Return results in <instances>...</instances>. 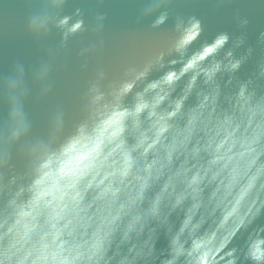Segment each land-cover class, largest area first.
Returning a JSON list of instances; mask_svg holds the SVG:
<instances>
[{"label":"clouds","instance_id":"1","mask_svg":"<svg viewBox=\"0 0 264 264\" xmlns=\"http://www.w3.org/2000/svg\"><path fill=\"white\" fill-rule=\"evenodd\" d=\"M63 2L52 0V6H62ZM165 19L166 13L161 14L153 26L162 24ZM47 23L46 17H35L30 28L39 32ZM65 23L66 18L60 21L61 25ZM80 27L78 22L71 31ZM177 30L171 51L178 53L183 61L179 72L168 71L146 83L135 93L130 106L124 105L123 98L132 92L137 81L148 76L150 66L114 89L111 102H104L105 94L94 86L92 104L99 107L92 124H82L58 150H40L42 154L28 188L30 198L20 204L12 200L11 215L0 219V264H109L111 257H107V253L118 222L139 209L145 193L162 179L160 190L148 207L131 217L124 230V240H129L133 232L139 235L149 219H160L162 205L176 209L190 197L192 204L170 238L171 258L163 264H178L181 257L184 264H220V261L237 264V250H224L259 211L256 205L260 192L264 191V163L260 162L264 155V100L253 103L252 95L246 94L247 86L242 85L238 93L239 121L225 115L223 120H217L214 135L203 149L198 146L199 142L189 148L199 130L203 109L215 101V96L211 101L209 96H204L198 108L188 114L185 126L175 127L172 121L181 114L184 100L196 85L197 77L203 75L206 83L211 82L221 70H237L241 60L229 59L232 53L228 52L227 63L213 59L205 65L209 57L218 54L228 36L221 34L213 43L188 55L189 46L200 34V22L192 18L186 25L178 24ZM162 57L163 53L157 62ZM171 63L174 65L177 61ZM187 73L192 75L184 96L161 109L176 82ZM211 115L209 112V119ZM142 117L148 121L147 129L142 128ZM12 119L18 125L13 133L16 139L26 130L16 107ZM169 133H172L171 142L165 143ZM129 134L135 140L133 144L128 143ZM202 150H210L212 158L208 166L190 164ZM149 153L154 156L151 160H148ZM181 155L183 161L173 170L174 159L178 160ZM216 165L219 167L213 171ZM206 179L208 183L218 180L208 204L212 205L210 214L219 208L221 216L215 229L197 235L204 217L195 222L194 218L201 207L208 206L203 201L201 188ZM178 184L183 185V189L177 193ZM89 189L97 190L93 203L99 202V206L95 212H90L92 204H84V194ZM228 221H231V230L221 234L220 229ZM186 233L187 239H182ZM188 240L191 244L186 247ZM143 247L148 248L147 253ZM128 252L134 255L123 256L118 264H136L141 256H150L152 248L146 241L139 249L133 244ZM244 258L250 264H264V230L250 234Z\"/></svg>","mask_w":264,"mask_h":264},{"label":"water","instance_id":"2","mask_svg":"<svg viewBox=\"0 0 264 264\" xmlns=\"http://www.w3.org/2000/svg\"><path fill=\"white\" fill-rule=\"evenodd\" d=\"M165 13V21L154 27V22ZM35 17L48 19L44 30L37 32L30 28ZM65 18L66 23L61 25ZM192 18L200 22V34L189 46L188 55L225 34L228 41L205 65L213 59L227 63L228 52L232 53L229 59L241 60L237 70H221L211 82L206 83L203 75L197 77L181 114L172 121L176 128H183L188 114L198 108L204 96H209L210 101L215 96V101L203 109L199 130L189 144L191 148L199 142L203 149L214 135L217 120L232 115L239 121L238 93L242 85L247 86L246 94L252 95L253 103L264 100V0H64L59 7H53L52 0H0V219L11 215L12 200L20 204L30 198L28 188L42 154L40 150H58L82 124L91 125L96 119L94 113L99 105L92 104L94 86L105 94L104 102H111L114 89L150 66L148 76L137 81L132 92L123 98L124 105L130 106L135 93L146 83L168 71L179 72L183 61L171 49L178 35L177 25H186ZM78 22L81 27L71 31ZM161 53L162 60L157 62ZM172 60L177 63L173 65ZM191 75L187 73L176 82L161 109L184 96ZM14 107L19 109L26 129L16 139H13L18 127L12 119ZM142 120V128L147 129L148 121L144 117ZM167 136L165 143H170L172 133ZM134 142L129 134L128 143ZM160 154L163 155L162 149ZM153 158L149 153L148 160ZM211 158L210 150H202L197 160L189 163L206 167ZM183 159V155L174 159L173 170ZM260 162L264 163V155ZM218 167L213 166V171ZM162 183L163 179L155 182L145 193L143 205L118 222L107 253L111 257L109 264H118L123 256L134 255L128 252L129 248L135 244L139 249L146 241L152 253L138 258L136 264H163L171 258L170 238L192 204L190 197L176 209L162 205L160 219H149L139 235L133 232L129 240L123 238L131 217L148 207ZM217 183L218 180L208 183L206 179L201 185L202 198L208 206L201 207L194 218L195 222L204 217L197 235L215 229L221 216L219 208L210 214L212 205L208 204ZM182 189L183 185L178 184L176 192ZM96 195L95 189L84 194V204H92L90 212L99 206V202L93 203ZM256 207L258 214L224 250H237V264H250L244 258L248 238L264 230V191L260 192ZM230 230L231 221L220 229L221 234ZM182 239H187V233ZM190 244L188 240L185 246ZM143 251L147 253L148 248L143 247ZM178 264H184V257Z\"/></svg>","mask_w":264,"mask_h":264}]
</instances>
